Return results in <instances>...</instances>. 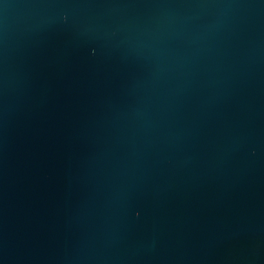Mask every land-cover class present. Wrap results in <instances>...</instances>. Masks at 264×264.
I'll return each instance as SVG.
<instances>
[{"label": "water", "instance_id": "95a60500", "mask_svg": "<svg viewBox=\"0 0 264 264\" xmlns=\"http://www.w3.org/2000/svg\"><path fill=\"white\" fill-rule=\"evenodd\" d=\"M0 264H264V0H0Z\"/></svg>", "mask_w": 264, "mask_h": 264}]
</instances>
